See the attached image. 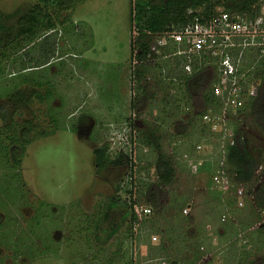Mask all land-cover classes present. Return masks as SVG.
<instances>
[{
  "label": "rangeland",
  "instance_id": "obj_1",
  "mask_svg": "<svg viewBox=\"0 0 264 264\" xmlns=\"http://www.w3.org/2000/svg\"><path fill=\"white\" fill-rule=\"evenodd\" d=\"M37 3L0 0V22L12 30L0 40V110L5 106L10 116L7 121L0 116V141L7 142H0V264H158L164 258L173 264H264V231L259 230L264 214L252 207L250 194L264 182V118L249 108L253 98H247L244 111L229 117L226 137L223 125L207 128L201 117L207 111L204 96L215 88L217 73L213 68L198 71L186 91L179 84L183 66L172 56L147 64L142 85L151 87L155 98L133 109V100L142 93L141 80L133 77L135 0H87L74 14L63 12L70 21L58 25L46 41L44 35L52 30H42L35 45L28 37H18L16 27L20 15ZM257 13L264 16V9ZM52 56L49 65L23 71ZM242 59L244 67L264 62L256 48L248 49ZM259 82L252 92L264 113V81ZM35 83L42 87L39 98L26 94L35 90ZM20 90L31 104L13 99ZM37 109L46 114V124L37 130L40 121L34 117L32 137L34 132H52L49 121L58 132L37 135L16 164L12 146L23 145L20 131L26 115L30 118ZM236 124L241 140L249 142L260 161L259 180L246 188L243 207L233 192L225 195L240 211L221 202L209 166H196L202 158L211 161L215 172L230 170L223 151L231 146ZM129 128L137 144L136 200L151 205L150 190L155 188L159 204L135 224L123 203L130 200V165L98 168L94 155L103 147L112 160L124 154ZM150 130L173 164L175 176L169 185L160 183L156 174L159 151L140 141ZM198 146L202 150L196 151ZM224 158L227 165H222ZM116 195L122 202L115 208ZM112 225L119 230L107 240Z\"/></svg>",
  "mask_w": 264,
  "mask_h": 264
},
{
  "label": "trees",
  "instance_id": "obj_2",
  "mask_svg": "<svg viewBox=\"0 0 264 264\" xmlns=\"http://www.w3.org/2000/svg\"><path fill=\"white\" fill-rule=\"evenodd\" d=\"M86 1L87 0H38V3L36 5H34L28 12L20 15V17L18 18L16 35L18 37H23V36L28 37L30 39L31 44H35L36 42L34 41V39H36V37L42 32V30H44L45 28L51 29L52 33L45 34L42 39L46 41V39L53 36V33H56L57 31L56 28L58 25H62L65 27V25L70 21L69 17L63 16V12L72 15L75 13L76 7ZM258 2L259 0H135V5L134 8L132 7V12H131L132 32H133V26L136 25L140 33L132 45L134 48H137L140 52L137 55V59L141 62V65L136 66L135 71H133V77L134 79H137V81L141 80V84L138 85H139V90L142 93L140 96H138L136 99L133 100L132 108L137 109L140 104H142L143 102H147L151 98V96L155 98V92H152L153 95L150 92L151 87L142 85V80L144 79L145 74L148 71V69H146L148 67L147 64L153 62V61L150 62L148 61L149 60L148 56L152 55V58H154L152 60L159 59L158 57H156L155 54V38L153 36H149V32L153 34L162 33L173 28L182 27L183 25L187 24L190 21V16H188L187 13V10L189 8H202L204 14L206 15H210L214 13L218 8H224L227 12L234 14L255 15L256 11L254 10V5ZM54 15L56 18H54ZM2 18H4V16L2 12H0V19ZM1 31L3 32L2 34ZM11 32L12 30H10V28L5 27V25H3L2 22H0V40H2L1 36L3 35L9 36ZM35 45L30 46V48L34 47ZM174 48L176 49V47ZM172 49L173 48L167 49L165 51V54L173 51ZM49 54H50V50L49 52L44 54V57H47ZM49 58L50 57H48L49 61L36 62L35 65L33 66L24 67L23 71H26L28 69H38L45 67L49 65L54 59V57L51 59ZM180 62L183 63L182 60H180ZM202 64L204 65L205 62H202ZM202 64L197 65L196 63L194 66L193 74L190 75L185 72L184 73L185 75L182 77L183 80L179 78V84H181V88L185 86L186 91L187 90L189 91V88L191 89V83L193 82V80L195 81L198 71L205 69V68H201ZM252 66L253 65L248 67H252ZM254 66L255 69L253 72H251V74L252 75L255 74L256 78H260L264 81V62L262 61L259 64H254ZM182 83H184V85H182ZM33 85L37 86L34 87L35 90H32L33 92H31L30 94L28 91H26V94H28V96L30 95L35 96L37 98L41 97L39 91L41 90L42 87L37 83ZM197 85L196 87L200 90V85L199 84ZM24 93H25L24 90L18 91L13 95L14 97L13 99L14 100L21 99V102H23L25 105L31 104V101H25L26 98L23 97L25 95ZM17 95L19 96L18 98ZM204 98L207 104L206 106L207 110L212 107L215 108L214 106H219L218 110H220L222 100L216 96L215 88L209 90L205 94ZM254 99L255 98L253 97V100L251 101L249 108H251V111H253V113H258L259 116L264 118V113H262V110L259 108L257 101ZM0 111H1L0 116L5 121H7L10 118V116L8 115L9 113L8 110L5 108V106H3ZM242 111L244 110H240L239 113ZM29 113H31V111ZM204 114L205 112L201 114L202 118ZM26 117L27 118L25 119V123H23V128L20 131L22 138L21 143H23V145L16 146L14 144L11 150L12 160L16 164H21L23 160V157L26 153L25 145L26 146L30 145L31 142H34L36 139H39V137L56 135L58 132L53 122L49 121V123L53 124L50 125L52 126L53 129L52 132L50 131L49 133H46L44 131V133H37L39 137L34 132L33 137L35 138H33L31 132L33 128L32 122L34 120V117L35 119H38L40 121L37 127L38 130L39 127H43V125L46 124L47 116L45 114L44 117L43 111L41 109L40 111L39 109H37L36 112H32V116L30 118L33 119L28 118L27 115ZM56 123L57 121H55V124ZM233 128H234V136L236 138V144L234 146H230L229 150L227 151L228 166L230 168V170L227 173L232 179V183L235 186V188L241 186L244 187L246 190V188H252L259 180L260 176L259 174H257L258 167H260L259 156L255 153V150L250 148L248 141L243 142V139L241 140V134H240L241 131L239 130V124H236ZM140 141L144 145L150 148L157 149L159 151L160 157L156 163V174L159 177L160 183L166 185L171 184L175 176V170L171 160L168 157H166L165 154L162 153L160 140L157 137L156 133L153 132V130L152 131L150 130L144 136L140 135ZM0 142L7 143L6 141H0ZM94 155L96 159V165L98 168H105L107 165H119V164L122 165L123 163L129 164L128 156H126L123 153L119 154V156L115 160H112L108 154V149L105 147L95 149ZM124 161H126V163ZM261 167H263V165H261ZM212 177L213 176H211V183H212ZM154 189L150 190L149 202L152 204L151 205L148 203L147 204L150 205V207H152L155 210V208L159 207V204L157 202V197ZM250 194L254 197L252 202L253 203L252 207L257 208V210L260 213L264 214V182H262L259 186H257L256 190L250 192ZM112 201H113V207L115 208H116L115 205L117 203L119 204V202H122L120 196L118 195H116ZM138 201L139 200H137V202ZM123 203L125 206H127L129 213L132 215L133 223L134 224L138 223V218L133 211L134 203L129 204V202H125V201ZM227 203L233 209L236 206V202L235 201L231 202L230 199ZM233 228L235 227L233 226ZM118 230H119V225L116 226L112 225L110 230L107 232L108 233L107 240H110L112 237H114L115 234L118 232ZM259 230L264 231V224L260 226ZM129 232L132 233V231ZM133 235L134 234L130 236L131 239ZM170 264L173 263L170 262ZM174 264H180V263L176 262ZM261 264L263 263L261 262Z\"/></svg>",
  "mask_w": 264,
  "mask_h": 264
},
{
  "label": "built area",
  "instance_id": "obj_3",
  "mask_svg": "<svg viewBox=\"0 0 264 264\" xmlns=\"http://www.w3.org/2000/svg\"><path fill=\"white\" fill-rule=\"evenodd\" d=\"M263 9L264 0H259L254 5L255 15L234 14L227 12L224 8H218L214 13L206 15L202 8H189L187 13L190 16V21L187 24L162 33L153 34L149 32V36L155 38L156 57L173 56L181 58L184 71L190 75L193 74L194 66L200 60L205 62L201 68H213L216 71L218 80L215 85V93L222 100L221 108L218 111L209 108L203 115V120L215 130L223 125L226 131L225 137L228 134L227 122L229 117L244 109L247 98L254 97L252 89L255 88L256 84H260L259 80H262L252 77L251 72L255 69L254 65L244 67L241 65V60H243L245 52L251 48L258 49L264 59V16L257 13V11ZM139 33L137 26L134 25V38L137 39ZM172 46H176L177 49L165 54V51L172 48ZM139 53L136 48L133 56L135 66L141 65V62L137 59ZM148 58L149 62L154 61L152 55H149ZM125 135V141H128L127 145L129 147L125 144L126 151H124V154L128 156L130 165V173L127 178V188L129 190L126 192L130 195L129 204L134 203L133 211L140 221L152 215L154 211L148 204V206H142L140 201L137 202L136 200L138 191L136 185L138 184L134 173L136 172L134 163H136L135 147H137V144L134 139L132 140L131 128H129V133ZM230 136L231 146H234L236 138L233 134ZM197 150H202L201 146H198ZM223 155H227V149L223 151ZM224 161L225 158L222 165H225ZM207 162L201 158L196 161V166L202 167ZM212 176L211 185L220 191L219 199L221 202L226 204L229 201L230 193L235 192L234 195L241 199L238 206H244L245 188L241 186L235 188L232 179L224 168L213 173ZM228 193L229 196H225ZM188 210H185V213ZM227 219V216L224 215L222 221L226 222ZM153 240L157 242L158 237H153ZM158 264H170V262L164 258L160 259Z\"/></svg>",
  "mask_w": 264,
  "mask_h": 264
},
{
  "label": "crops",
  "instance_id": "obj_4",
  "mask_svg": "<svg viewBox=\"0 0 264 264\" xmlns=\"http://www.w3.org/2000/svg\"><path fill=\"white\" fill-rule=\"evenodd\" d=\"M174 47H176V46H174ZM174 47L172 46V48H173L172 50H173V51H175V50L177 49V48L175 49ZM178 59H179V61L182 60L181 58H178ZM180 63H181V62H180ZM181 66H183L182 63H181ZM182 68H183V67H182ZM182 70H183V72L185 73L184 68H183ZM186 73H187V72H186ZM204 126H206L207 128H209L208 125H205V124H204ZM209 129H210V128H209ZM196 151H198V150H197V147H196ZM201 157H202V156H201ZM199 159H200V158H199ZM197 160H198V159H197ZM225 162H226V161H225ZM226 165H227V162H226ZM206 166H209L208 168H209V171H210L211 176H212V174L215 173V170H214V167L211 166V161H210V162H207V163H205V164L203 165V167H206ZM227 166H228V165H227ZM208 168H207V169H208ZM221 169H222V168H219L218 171L221 170ZM251 205L253 206V203H252ZM251 205H250V206H251ZM190 207H191V206H188V208H190ZM234 209H236V207H234ZM236 210H237V209H236ZM237 211H240V210H237Z\"/></svg>",
  "mask_w": 264,
  "mask_h": 264
}]
</instances>
